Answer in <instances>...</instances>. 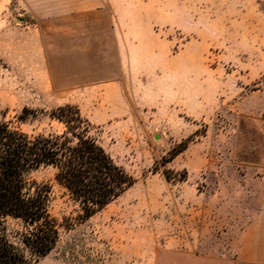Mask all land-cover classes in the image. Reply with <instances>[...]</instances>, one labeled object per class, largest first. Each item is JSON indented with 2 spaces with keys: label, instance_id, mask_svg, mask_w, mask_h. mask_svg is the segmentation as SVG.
I'll list each match as a JSON object with an SVG mask.
<instances>
[{
  "label": "rangeland",
  "instance_id": "obj_1",
  "mask_svg": "<svg viewBox=\"0 0 264 264\" xmlns=\"http://www.w3.org/2000/svg\"><path fill=\"white\" fill-rule=\"evenodd\" d=\"M67 105L134 183L81 221L55 171L33 172L59 225L34 264H249L264 0H0V123L61 133L51 114Z\"/></svg>",
  "mask_w": 264,
  "mask_h": 264
},
{
  "label": "trees",
  "instance_id": "obj_2",
  "mask_svg": "<svg viewBox=\"0 0 264 264\" xmlns=\"http://www.w3.org/2000/svg\"><path fill=\"white\" fill-rule=\"evenodd\" d=\"M52 120L61 133L27 135L0 123V264H34L47 256L59 239V225L50 214L51 186L31 174L55 171L54 180L78 205L86 220L120 197L134 179L113 163L91 126L73 106L59 107ZM22 228L13 236L9 223Z\"/></svg>",
  "mask_w": 264,
  "mask_h": 264
},
{
  "label": "crops",
  "instance_id": "obj_3",
  "mask_svg": "<svg viewBox=\"0 0 264 264\" xmlns=\"http://www.w3.org/2000/svg\"><path fill=\"white\" fill-rule=\"evenodd\" d=\"M73 34L78 35L79 33ZM247 258L249 264H264V205L248 223Z\"/></svg>",
  "mask_w": 264,
  "mask_h": 264
}]
</instances>
